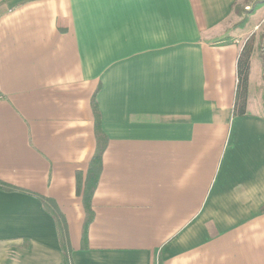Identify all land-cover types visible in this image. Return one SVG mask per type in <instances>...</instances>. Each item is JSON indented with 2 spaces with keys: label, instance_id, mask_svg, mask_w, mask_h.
Here are the masks:
<instances>
[{
  "label": "crops",
  "instance_id": "obj_1",
  "mask_svg": "<svg viewBox=\"0 0 264 264\" xmlns=\"http://www.w3.org/2000/svg\"><path fill=\"white\" fill-rule=\"evenodd\" d=\"M251 6L257 31L264 0H0V181L17 189L0 190V264H63L37 197L64 217L72 264H264L255 51L232 116ZM94 95L107 145L82 249Z\"/></svg>",
  "mask_w": 264,
  "mask_h": 264
},
{
  "label": "trees",
  "instance_id": "obj_2",
  "mask_svg": "<svg viewBox=\"0 0 264 264\" xmlns=\"http://www.w3.org/2000/svg\"><path fill=\"white\" fill-rule=\"evenodd\" d=\"M254 53V45L252 40H247L243 44L237 59H236V88L234 94V102L232 107V116L240 118L247 115V99H248V78L250 71V59ZM263 72H264V45L263 54L261 57ZM264 80V77H263ZM92 111L94 115V137H95V150L88 162L85 172L76 173L75 194L80 198L83 212L84 221L82 226L81 245L82 249L87 246L88 229L94 219V212L92 209V198L98 186L100 175L102 172V156L106 150L107 138L101 129V116L98 112L95 95L91 102ZM0 190L4 192L16 191V188L6 185L0 181ZM44 210L52 217L55 222L60 248L63 255V264H72L70 259V247L67 235V227L65 219L59 212L55 202L51 199L44 197H37ZM264 213V208L261 210ZM158 264H163L160 260Z\"/></svg>",
  "mask_w": 264,
  "mask_h": 264
},
{
  "label": "rangeland",
  "instance_id": "obj_3",
  "mask_svg": "<svg viewBox=\"0 0 264 264\" xmlns=\"http://www.w3.org/2000/svg\"><path fill=\"white\" fill-rule=\"evenodd\" d=\"M254 8L253 6L250 7V10L249 11H243V14L240 16L241 20L238 24H236L235 28H236V32L239 31V30H243V33L241 34V39H242V43L247 40H252L253 41V45H254V51H255V62H256V58L258 59L260 56L262 57V54H263V45H264V27L261 28V24H259V28L257 31H253L252 28H253V23H250V25L247 26V30H244V26L245 24L247 23L246 21L249 20V14L251 12H253ZM234 28V29H235ZM243 43V44H244ZM262 51V52H261ZM254 62V72H253V79H252V82L255 81L256 79V63ZM255 93V94H258V89L257 87L254 89V86L252 87V94ZM262 115H264V110L262 112Z\"/></svg>",
  "mask_w": 264,
  "mask_h": 264
}]
</instances>
